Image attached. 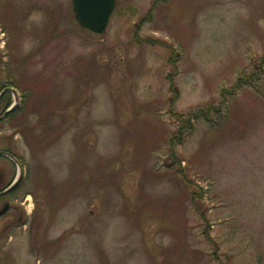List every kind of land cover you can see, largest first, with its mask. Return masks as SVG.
Segmentation results:
<instances>
[{"label": "rangeland", "instance_id": "1", "mask_svg": "<svg viewBox=\"0 0 264 264\" xmlns=\"http://www.w3.org/2000/svg\"><path fill=\"white\" fill-rule=\"evenodd\" d=\"M263 57L264 0H116L101 35L71 0H0L32 212L6 263L264 264Z\"/></svg>", "mask_w": 264, "mask_h": 264}, {"label": "flooded vegetation", "instance_id": "2", "mask_svg": "<svg viewBox=\"0 0 264 264\" xmlns=\"http://www.w3.org/2000/svg\"><path fill=\"white\" fill-rule=\"evenodd\" d=\"M7 88H10V86H5L3 83L0 84V94ZM7 93L8 92L5 91L0 96V101ZM2 114L0 113V127ZM0 159L11 163L18 169V172H16L9 179L4 177L3 171L0 172V264H7V260L14 261L13 258H15L16 255L13 256L12 254H6L5 252H2V250L5 251L8 249L9 245L15 239V234L18 230H25L27 229L28 225L31 226L30 215L32 212L28 209H25L26 206L28 207V205H30V203L24 207L25 202H27L29 199L31 200V196L29 198V195L24 193L20 198H16V193L20 191L22 181L24 180L19 158L13 153L12 150L9 149L0 150ZM23 197H25L24 201ZM11 264L16 263L12 262Z\"/></svg>", "mask_w": 264, "mask_h": 264}, {"label": "water", "instance_id": "3", "mask_svg": "<svg viewBox=\"0 0 264 264\" xmlns=\"http://www.w3.org/2000/svg\"><path fill=\"white\" fill-rule=\"evenodd\" d=\"M71 4L78 25L88 33L101 35L107 30L116 0H71ZM5 91H2L0 96ZM13 108L7 110L5 114Z\"/></svg>", "mask_w": 264, "mask_h": 264}, {"label": "trees", "instance_id": "4", "mask_svg": "<svg viewBox=\"0 0 264 264\" xmlns=\"http://www.w3.org/2000/svg\"><path fill=\"white\" fill-rule=\"evenodd\" d=\"M263 61H264V57H263ZM171 75V74H170ZM241 80H244V81H241ZM241 80H239V82L233 87L235 90L236 88H239L244 82L248 81L246 80V78H241ZM5 86H13L12 84V80L11 79H7V81H5L3 83ZM15 87V86H14ZM231 91V90H230ZM176 92V91H175ZM229 92V91H227ZM233 91L230 93L232 94ZM176 94V93H174ZM222 94L224 96H228L229 94H225L224 91H222ZM24 96V95H23ZM25 97V96H24ZM177 99V94L173 97V100L175 101ZM27 99V98H26ZM14 111H18V108H16ZM205 111L202 110V111H199V112H195V113H192L191 116H183V115H178L177 116V119H179V121L181 122V126L179 127L178 129V133H177V136L178 134H180L181 136L185 135L186 133H188L189 131H191L193 129V123H192V117L195 118V117H198L200 114H203ZM12 113V112H11ZM174 115H176V113H174Z\"/></svg>", "mask_w": 264, "mask_h": 264}]
</instances>
